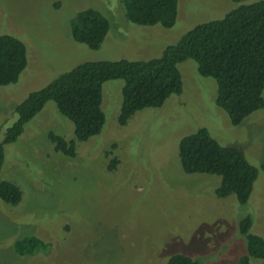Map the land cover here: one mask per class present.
I'll list each match as a JSON object with an SVG mask.
<instances>
[{
    "label": "rangeland",
    "instance_id": "374dc122",
    "mask_svg": "<svg viewBox=\"0 0 264 264\" xmlns=\"http://www.w3.org/2000/svg\"><path fill=\"white\" fill-rule=\"evenodd\" d=\"M253 1L178 0L174 25L163 28L130 22L121 0H0V34L17 37L27 50L18 80L0 86V141L17 119L15 107L77 64L158 57L195 25ZM87 8L109 22L97 49L70 33L72 17ZM178 69L182 91L160 107L136 111L125 126L117 120L124 81L104 82L103 128L75 141L73 157L55 151L48 139L52 131L74 140L73 123L53 101L4 145L0 179L18 185L22 199L14 206L0 199V264H165L173 253L198 264H236L245 253L238 228L245 216L251 218L250 232L264 238V107L234 126L215 102V80L200 76L190 59ZM201 127L257 168L245 204L234 195H215L219 176L182 170L179 140ZM112 159L115 167L109 169ZM30 234L48 241L49 250L17 255L14 242Z\"/></svg>",
    "mask_w": 264,
    "mask_h": 264
},
{
    "label": "trees",
    "instance_id": "16d2710c",
    "mask_svg": "<svg viewBox=\"0 0 264 264\" xmlns=\"http://www.w3.org/2000/svg\"><path fill=\"white\" fill-rule=\"evenodd\" d=\"M125 17L141 26L161 25L170 28L178 13V0H121ZM238 2L239 0H231ZM109 29L107 18L87 8L70 20L73 40L97 49ZM196 63L200 76L211 77L217 85L215 102L224 110L232 125L240 124L252 112L264 107V0L240 4L219 19L199 23L168 45L160 56L147 60L85 61L32 91L15 107L17 119L6 129L0 141V171L4 162V145L14 142L24 125L53 101L58 111L74 126V140H66L52 131L47 133L54 150L65 156L75 155V141H85L99 134L105 122L101 109L102 84L124 81L118 124L125 126L132 115L144 108L160 107L172 94L182 91L178 64ZM27 65L25 44L11 34H0V86L15 83ZM178 158L186 174L206 173L220 177L214 190L218 198L234 195L245 204L250 197L258 170L236 147L220 145L204 127L183 136L178 143ZM112 159L109 169L115 167ZM264 172V156L260 164ZM0 199L17 205L22 199L18 185L0 179ZM245 239V253L236 264H252L264 259V238L251 233V218L238 224ZM50 243L30 234L17 239V255L46 253ZM165 264H198L189 255L171 254Z\"/></svg>",
    "mask_w": 264,
    "mask_h": 264
}]
</instances>
